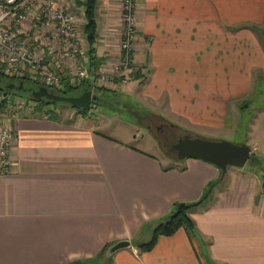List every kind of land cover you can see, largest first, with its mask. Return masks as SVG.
<instances>
[{"label":"crops","instance_id":"1","mask_svg":"<svg viewBox=\"0 0 264 264\" xmlns=\"http://www.w3.org/2000/svg\"><path fill=\"white\" fill-rule=\"evenodd\" d=\"M120 4L98 0L100 61L117 57ZM72 6L89 44L86 1ZM137 12L133 71L110 90L137 88L149 113L188 131L180 121L237 132L247 109L264 106V0H138ZM30 111L6 119L15 136L12 169L0 173V264H70L121 239L131 246L96 264H264V173L229 167L221 179L210 162L169 156L168 164L108 135L87 112ZM212 182L210 199L191 211L194 234L181 227L140 250L150 224Z\"/></svg>","mask_w":264,"mask_h":264},{"label":"built area","instance_id":"2","mask_svg":"<svg viewBox=\"0 0 264 264\" xmlns=\"http://www.w3.org/2000/svg\"><path fill=\"white\" fill-rule=\"evenodd\" d=\"M137 5L138 0H121L117 57L94 63L90 45L78 29L72 0H0V76L30 75L42 85L57 89L66 79L59 68L65 67L63 73L69 77L78 70L79 78L91 77L94 83L108 88L123 87L134 68L139 35ZM26 104L21 97L15 100L11 93L0 91V173L12 169L10 148L15 131L6 123L7 114L13 109L20 111ZM29 109H34L32 104Z\"/></svg>","mask_w":264,"mask_h":264},{"label":"rangeland","instance_id":"3","mask_svg":"<svg viewBox=\"0 0 264 264\" xmlns=\"http://www.w3.org/2000/svg\"><path fill=\"white\" fill-rule=\"evenodd\" d=\"M75 73L78 74V70H76ZM62 74L66 76V79L64 80V86L67 85L66 87H74L79 91L82 89L84 90V88L87 86H91L94 90V93L100 97L97 104L93 103L91 108L86 110L88 114L93 116L98 129L107 133L108 135L116 137L117 139L126 141L127 143H130L132 145L151 151L163 161L168 162V164L173 163V159L168 157L174 155V152L170 151L165 143L161 141L160 133L157 130V125L166 124L168 126H171V122L152 113L146 114V112H148L149 110L147 104H145L146 106H144L143 101L139 100L137 88H130L133 82L128 85L130 88V92L127 91L124 94H120L119 92L110 90L118 89L117 85L112 86V88L109 87V89L108 87H104L102 85L94 83L93 80H91V77L79 78L77 77V74H72V79V76L69 77L67 72L66 74L62 72ZM23 80L26 83V87H39L38 83L34 80V77L30 75H14L12 77L1 75L0 91H8V89H10L8 86L9 84L19 85ZM8 92L12 94L13 99L16 100L21 97L28 102V104H26V107L21 109L22 112L27 111L31 113L29 104H32L33 107L36 106V101L29 98L31 94L27 90L21 92L16 89H10V91ZM262 94L264 96V92H262ZM132 107H136L140 110L139 117L137 116L138 113L133 112ZM258 107L253 106L245 111L243 123L240 126L239 131L237 132L215 128H206L205 126L196 128L192 126L189 127L182 121H180L183 125L182 127L191 129L190 131L192 132L183 130L175 125L173 126V132L175 134V137H180L185 133H190L193 135H199L215 140H228L235 143H248L252 148L251 156L253 157V159L248 161L243 167L230 166V168L235 167L239 170L246 167L264 173V106L260 108ZM45 109L54 110V113L57 116H70L75 114L76 112H79L78 108L72 107L69 104L62 102L58 103L57 105L53 103L46 104ZM13 111L18 110L13 109ZM159 111L163 112L162 109H159ZM2 113L6 112L4 111ZM44 113L48 114V112ZM248 119H251V121L249 123V129L247 130V126H245V124ZM158 222L159 221H156L148 226L149 229H151L150 237H152L153 229L158 224ZM148 237L149 236H147L146 240H143V242L148 241L150 239V237ZM202 254L206 256L207 253H205L204 250Z\"/></svg>","mask_w":264,"mask_h":264},{"label":"water","instance_id":"4","mask_svg":"<svg viewBox=\"0 0 264 264\" xmlns=\"http://www.w3.org/2000/svg\"><path fill=\"white\" fill-rule=\"evenodd\" d=\"M24 88V82L19 85L11 84L10 88ZM31 97L35 100L44 98L67 102L75 107H80L85 110L91 108L92 104L99 102L97 94L93 90L86 89L78 95H62L58 94L45 85H40L38 88H31ZM172 155L178 160L185 158H198L210 162L218 166L221 170V179L226 177L230 166L243 167L248 161L252 160V148L248 143H235L228 140H215L205 138L199 135L185 133L172 145ZM131 240L121 239L109 245L103 257L99 258L98 262H105L113 256L118 250L131 246Z\"/></svg>","mask_w":264,"mask_h":264},{"label":"trees","instance_id":"5","mask_svg":"<svg viewBox=\"0 0 264 264\" xmlns=\"http://www.w3.org/2000/svg\"><path fill=\"white\" fill-rule=\"evenodd\" d=\"M97 3H98V0H86V9H85V15H86L87 20H88L87 25H86V31H87V35H88L87 39H88L89 45H90V55H91V58L94 60V63H97L100 61V59L98 58V56L96 54V48L94 46L95 36H96V26H97V20H96ZM133 73H136V72L134 71ZM6 76L12 77L14 75L9 74ZM34 80L38 83L39 86L42 85L36 78H34ZM23 82H24V88L23 89H19L18 87H15L14 89L21 91V92H23L25 90L30 92L29 91L30 87H26V83L24 80H23ZM10 85L11 84L8 85L9 88H10ZM66 86H64V84H63L62 88H57V89L56 88H50V90H52L58 94H62V95H78V94H81L86 89L93 90V88L91 86H89V87L87 86L84 88V90L82 89L80 91L78 89L76 90L74 87L71 88V87H66ZM10 89H8V91H10ZM93 92H94V90H93ZM29 98L36 101V106L34 107L36 112H48V114L51 117L57 116L54 113V110L45 109V107H46V104H52L53 103V104L57 105L58 103H60L59 101H54V100H50L47 98H44L42 100H35L31 97V95ZM97 98H98V100L100 99L99 96H97ZM62 103L69 104L67 102H62ZM69 105L72 106L71 104H69ZM72 107H75V106H72ZM75 108H78L79 111H81V112H85V113L87 112L83 108H80V107H75ZM132 108H133V112L138 113L137 116L139 117L140 110L136 107H132ZM2 109H3V107L1 108V110ZM147 113L149 114V112H146V114ZM214 186H215V182H212L210 184L209 188L202 195V197L200 199H198L197 201H194V202H184V201L175 202L173 204L172 212L169 215L158 220L159 221L158 224L153 229L152 237L148 241H144V242L142 241V242L137 243L140 250L141 251H149V250L153 249L154 246L156 245L158 239L161 236L172 235L176 231H178L181 227H184L185 229H187L189 234H191V235L194 234L197 231V226H196V222H195L194 218L191 216V211L196 206H198V205L206 202L208 199H210ZM109 245L106 248H104V250L101 252L100 255H98L94 258H87V259H82V260L80 259V260H76L70 264H96V263H100L97 260L104 256Z\"/></svg>","mask_w":264,"mask_h":264},{"label":"flooded vegetation","instance_id":"6","mask_svg":"<svg viewBox=\"0 0 264 264\" xmlns=\"http://www.w3.org/2000/svg\"><path fill=\"white\" fill-rule=\"evenodd\" d=\"M30 89H31V87H30ZM157 130L160 133L161 141L165 143V145L168 147V149L170 151H172L171 150L172 145L179 138V137H175V134L173 132V127L168 126L166 124H162V125H157Z\"/></svg>","mask_w":264,"mask_h":264}]
</instances>
